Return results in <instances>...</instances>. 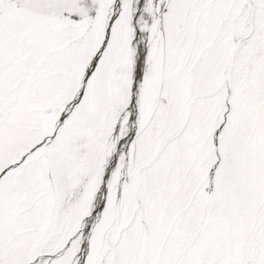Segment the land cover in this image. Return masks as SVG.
Returning a JSON list of instances; mask_svg holds the SVG:
<instances>
[{
    "label": "snow or ice",
    "instance_id": "1",
    "mask_svg": "<svg viewBox=\"0 0 264 264\" xmlns=\"http://www.w3.org/2000/svg\"><path fill=\"white\" fill-rule=\"evenodd\" d=\"M0 264H264V0H0Z\"/></svg>",
    "mask_w": 264,
    "mask_h": 264
}]
</instances>
